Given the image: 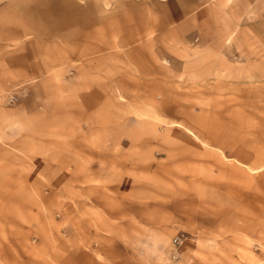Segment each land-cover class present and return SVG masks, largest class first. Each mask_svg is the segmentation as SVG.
<instances>
[{"label":"crops","instance_id":"0c3cea01","mask_svg":"<svg viewBox=\"0 0 264 264\" xmlns=\"http://www.w3.org/2000/svg\"><path fill=\"white\" fill-rule=\"evenodd\" d=\"M263 11L264 0H0V264H166L183 228L143 187L125 188L143 172L126 144L155 140L126 126H157L159 110L190 125L174 94L237 82L231 59L254 44L237 35ZM168 158L175 172L188 157ZM181 254L199 264L188 244Z\"/></svg>","mask_w":264,"mask_h":264},{"label":"rangeland","instance_id":"374dc122","mask_svg":"<svg viewBox=\"0 0 264 264\" xmlns=\"http://www.w3.org/2000/svg\"><path fill=\"white\" fill-rule=\"evenodd\" d=\"M250 19L253 21L246 22L237 37L253 39L254 44L239 47V55L231 59L245 69L237 72V82L215 90L191 86L187 95L174 94V117H188L190 125L172 126L167 111L159 110L157 126L146 124L148 118L126 126V133L133 137L141 134L155 139L126 144L127 150L141 151L143 172L136 174L137 181L129 178L125 188L129 190L131 182L143 187V195L166 203L175 214L183 228L178 234L183 241L177 264L182 260L181 248L187 244L191 251L198 250L199 264H214L213 259L216 264H264V169L252 173L225 159L236 152L239 159L253 161L254 169L264 164V11ZM245 48L248 57L243 54ZM164 64L171 65L167 60ZM245 73L248 76L241 75ZM171 153H184L186 166L173 163L177 168L172 172L168 164L174 160L168 158Z\"/></svg>","mask_w":264,"mask_h":264},{"label":"built area","instance_id":"2783aa9c","mask_svg":"<svg viewBox=\"0 0 264 264\" xmlns=\"http://www.w3.org/2000/svg\"><path fill=\"white\" fill-rule=\"evenodd\" d=\"M5 101L9 105H14L19 101V98L16 95H7ZM183 241V237L178 236L173 240L174 250L172 251L167 264H177L180 261V256L178 254V248L180 247Z\"/></svg>","mask_w":264,"mask_h":264}]
</instances>
